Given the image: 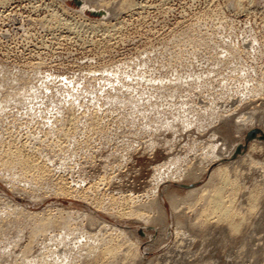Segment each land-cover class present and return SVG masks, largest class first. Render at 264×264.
<instances>
[{"label":"rangeland","instance_id":"rangeland-1","mask_svg":"<svg viewBox=\"0 0 264 264\" xmlns=\"http://www.w3.org/2000/svg\"><path fill=\"white\" fill-rule=\"evenodd\" d=\"M102 3L120 10L103 19L74 0H0V264L263 263L264 0ZM182 107L192 125L174 120ZM243 118L257 122L237 128ZM213 140L245 145L217 162L234 180L237 235L184 199L212 189ZM104 243L116 257L84 251Z\"/></svg>","mask_w":264,"mask_h":264},{"label":"bare ground","instance_id":"bare-ground-1","mask_svg":"<svg viewBox=\"0 0 264 264\" xmlns=\"http://www.w3.org/2000/svg\"><path fill=\"white\" fill-rule=\"evenodd\" d=\"M74 2L78 5V8H80V12H82L83 13V11H86V12H88L89 14H93V15H98L97 17H100V18H103V19H108V18H110V17H114L115 15H116V13H118V11L120 10V9H118V7L117 6H112L110 9H108L107 10V8H104V9H102L101 7H102V2H103V0H74ZM239 2V1H238ZM88 10V11H87ZM9 79H10V77H9ZM185 82V80H181V79H179L178 78V80L176 81V84H177V86H181L183 83ZM256 91H258L256 88L252 91V92H256ZM258 93V92H257ZM11 97H13V96H11ZM15 97H17V98H20V99H24L23 98V96H15ZM22 101V100H21ZM7 102V100L5 99V101L3 102V103H6ZM8 104V103H7ZM154 107V106H153ZM158 107V106H157ZM208 112V110L206 109V113ZM159 115V114H158ZM211 118L215 121V119H217V115H216V113L215 112H211ZM159 117H160V115H159ZM220 119V121H222V119H224V120H226L227 118L229 119L230 117L228 116H226L227 118H223V116H218ZM182 118H184V115H183V107L182 108H179V109H177L176 110V112H175V114H174V120H180L185 126H189V125H192V122L190 121V120H188L187 118H184V119H182ZM251 121H249V119L247 120H245L244 118L242 119V120H240V122H239V124L237 125V128H241V127H244L246 124H255V122H257L256 121V119H250ZM159 121V120H158ZM164 124H166V126H169V127H171V125L173 124H170V123H164ZM164 124H162V125H164ZM197 124V123H196ZM262 124V126H263V129H264V122H262L261 123ZM200 125V124H199ZM165 128V127H164ZM215 133V132H214ZM261 134L262 135H264V133L263 132H261ZM240 135V134H239ZM245 135V134H244ZM243 137V136H242ZM256 139H259V140H262V139H260V137L258 136V137H256ZM210 140H212V138L210 139ZM240 141V140H239ZM262 141H264V140H262ZM215 141L213 140V142H211V144H210V146L208 147V151H207V153L205 154V156L203 157V160H205V161H207V163H206V166H207V168L208 167H210V166H212V165H214V164H217V162H219L221 159H223L224 157H225V155H228V157H230L231 156V159H236L237 160V156L238 155H241L242 154V148L245 146V145H241L240 143L239 144H235V146H234V144L232 145V148H231V146H230V149H225V148H218V145L216 146L215 144H213ZM252 144H257V142L256 143H252ZM263 144V142L261 143V145ZM260 145V144H259ZM256 146V145H255ZM207 147V146H206ZM251 149H253V148H251ZM224 150V151H223ZM228 150V151H227ZM219 151H223V152H219ZM250 154L251 153H249V156H250ZM9 155V154H8ZM23 155V154H22ZM252 155V154H251ZM203 156V155H202ZM246 156H248L247 154H246ZM27 158L28 159H30L29 157H28V155H27ZM252 158V157H251ZM245 159V158H244ZM204 161V162H205ZM228 161V160H227ZM242 161V160H241ZM244 161V160H243ZM216 162V163H215ZM246 162V161H245ZM245 162H244V164H245ZM248 162L250 163V161L248 160ZM255 162V161H254ZM24 163L25 164H28L29 162H28V160L25 158L24 159ZM213 163V164H212ZM241 163V162H240ZM243 163V162H242ZM231 164V163H230ZM236 164V163H235ZM251 164V163H250ZM260 164V163H259ZM258 164V165H259ZM230 166V165H229ZM231 166L233 167V164H231ZM230 166V167H231ZM236 166V165H235ZM237 167V166H236ZM179 168V167H178ZM212 168V167H211ZM235 168V167H234ZM230 169V168H229ZM232 169V171H233V168H231ZM230 169V170H231ZM235 170V169H234ZM180 171H182V170H180ZM239 171V170H238ZM187 172V171H186ZM201 172V171H200ZM242 172V171H241ZM182 173V172H181ZM180 172H179V174H178V172H174L173 173V175H176V176H180V177H182V174H181ZM185 173V172H184ZM233 173V172H232ZM262 174H263V172H261ZM230 173L228 172V165H226V166H218V164H217V167L215 166V168L213 167L212 168V170H210V172H209V185L210 186H212V189H210V191L208 192L209 194L206 196V197H204L203 196V193H206L205 191H206V188L207 187H204L203 189H201L202 191H200V189L199 190H197V189H195V188H193V189H190L189 187L190 186H185V185H181V187H185V188H189L190 190H188V193H186L187 195H186V197L184 198V199H186L187 201L188 200H193L194 198H196V196H197V198L195 199L196 201H199L200 202V200L203 202V203H201L202 204V213H200L201 215L202 214H204V216H206V218L208 219V217L210 218V216H215L214 218H216L218 221H223V222H226V223H228V226L227 227H229V229H230V231L231 232H236V233H234V234H236L237 235V233H238V231H239V229L241 230V226L239 225V224H241L242 225V227H243V225L244 224H242L240 221V223L239 224H235V223H237V222H235L234 220V218H236V216L234 215V207H233V204L229 201V202H226L225 201V198H227L226 197V194H225V188L227 187V186H231V188L234 186V180H232V179H230V177H231V174L229 175ZM162 175V174H161ZM161 175H160V172L158 171V175L156 176V185H155V187L153 188L154 190H153V193H154V197H156L157 196V194L159 193V192H157V189H158V191H159V186H160V183H159V179L161 178ZM193 176V175H192ZM230 176V177H229ZM264 176V175H263ZM196 177V176H195ZM264 178V177H263ZM235 179V182L237 181L236 179V177L234 178ZM174 180V179H173ZM177 180V179H176ZM198 181V180H197ZM216 181H218V185H216V186H213L212 184L215 182L216 183ZM175 182V181H174ZM173 183V182H172ZM238 183V182H237ZM255 187V186H254ZM234 189V188H233ZM256 189V188H255ZM264 189V188H263ZM231 191V190H230ZM233 191V190H232ZM231 191V192H232ZM235 191V190H234ZM260 192V191H259ZM259 192H258V190H255V191H252V193H251V195H250V197L252 198H255L254 199V206H255V208H256V206L258 205L257 203H256V199H257V197H259L258 196V194H259ZM233 193V192H232ZM197 194V195H196ZM153 195V194H152ZM237 195V194H236ZM230 198V197H229ZM250 198V199H251ZM231 199V198H230ZM152 200V199H151ZM169 200L171 201V204H172V206H173V209L174 210H176L177 209V204L180 202L179 200H180V198H177L174 194H171L170 196H169ZM232 200V199H231ZM233 200H234V198H233ZM181 201H184V200H181ZM196 201H194V203H196ZM251 201V200H250ZM249 202V201H248ZM258 202H260V201H258ZM146 203H148V202H146ZM193 203V204H194ZM126 204V203H125ZM192 204V205H193ZM257 204V205H256ZM143 205H146L145 203H143ZM196 205V204H195ZM127 206V205H126ZM254 206H252L251 207V210L253 211L254 210ZM194 207V206H193ZM258 207V206H257ZM150 209L152 208V209H157V210H159L160 211V213L162 214H160V221H162V219L164 218L163 217V212L161 211V206H160V204H159V201L157 200V198L154 200H152L151 202H150V207H149ZM189 208V207H188ZM237 208V207H236ZM129 209V208H128ZM130 209H132V208H130ZM129 209V210H130ZM149 209V210H150ZM191 209V208H190ZM189 209V210H190ZM194 209V208H193ZM192 209V210H193ZM248 209H249V207H248ZM257 209V208H256ZM122 210V209H121ZM125 210V209H124ZM153 210V211H154ZM191 210V211H192ZM196 209H194V211H195ZM17 211V210H16ZM123 211V210H122ZM121 211V212H122ZM128 211V210H127ZM134 211V210H133ZM156 211V210H155ZM180 211V210H179ZM246 211H247V208H246ZM251 211V212H252ZM126 212V211H125ZM129 212V211H128ZM150 212V211H149ZM157 212V211H156ZM254 212V211H253ZM127 213V212H126ZM133 213H135V212H132V214ZM137 213H138V211H137ZM140 213V212H139ZM146 213V212H145ZM198 213V212H197ZM250 213V212H249ZM122 214V213H121ZM127 214H130V213H127ZM150 214V213H149ZM153 214V213H152ZM157 214V213H156ZM199 214V216H201ZM235 214H236V211H235ZM245 214V213H244ZM131 215V214H130ZM136 216H140V219L141 218H143V217H145V215L146 214H144L143 215V210H142V214H135ZM134 215V216H135ZM150 218H151V216H153V215H148ZM196 216V215H195ZM203 216V215H202ZM203 216V217H204ZM235 216V217H234ZM239 216V215H238ZM240 216H241V214H240ZM243 216V215H242ZM92 217V216H91ZM197 217V216H196ZM245 217V216H244ZM212 218V217H211ZM247 218V217H246ZM260 217H258V219H259ZM146 219V223H148L150 220L149 219H147V218H145ZM239 219V218H238ZM261 219V218H260ZM171 220V219H170ZM99 221V220H98ZM243 222L244 221H248V220H242ZM177 222H178V225L179 226H182V222L181 221H179L178 219H177ZM202 222V221H201ZM257 222V221H256ZM52 221H48V222H41V221H39L37 224H36V226L35 227H38L40 230H42V229H44L45 227H48V226H51L52 225ZM104 223V222H103ZM204 223V222H203ZM244 223H246V222H244ZM257 223H259V222H257ZM224 224V223H223ZM253 224V223H252ZM63 225L65 226L64 228H66L67 226H68V222L67 221H64V223H63ZM177 225V226H178ZM251 225V224H250ZM257 225V224H256ZM218 226H219V224H218ZM200 227V226H199ZM182 228V227H181ZM201 229V228H200ZM216 229V228H215ZM178 230H179V228H178ZM124 231V230H123ZM175 231V230H174ZM248 231V230H247ZM250 231V230H249ZM252 231V230H251ZM254 231V230H253ZM111 232H113V231H111ZM119 232H121V231H119ZM173 232V231H172ZM231 232H230V236H231ZM110 233V232H109ZM122 233V232H121ZM179 233H181V231L179 232V231H177L176 230V234H179ZM261 233V232H260ZM187 234V233H186ZM242 234V233H241ZM246 234H248V232H246ZM92 236V235H91ZM90 236V237H91ZM124 236V235H123ZM184 236V235H183ZM186 236V235H185ZM261 236V235H260ZM167 237V236H166ZM210 237V236H209ZM96 238L97 237H94V239H93V241L94 242H96ZM208 238V237H207ZM257 238H258V236H257ZM264 238V237H263ZM92 239V238H91ZM98 239V238H97ZM100 239V238H99ZM114 239V238H113ZM112 239V240H113ZM120 239V238H119ZM207 240V239H206ZM254 240V239H253ZM87 241V240H86ZM101 241H102V239H101ZM245 241V240H244ZM248 241V240H247ZM204 242V241H203ZM86 243V242H85ZM88 243H89V241H88ZM97 243V242H96ZM109 243V242H108ZM107 243V244H108ZM110 243H112V242H110ZM126 243V242H125ZM124 243V244H125ZM138 243V242H137ZM250 243V242H249ZM87 244V243H86ZM92 244V243H91ZM90 243H89V245H91ZM105 244V243H104ZM104 244H102V246H105V247H103L102 248V246H101V248H100V250L97 248V247H99V246H97V247H95V246H91V247H88V248H86V250H84L85 251V253L87 254V255H92V254H98V253H100L101 254V256L103 255V256H105V255H107V254H110V255H112V257L114 256V257H116V255L118 254V252L117 251H119L118 250V247H115V246H117V245H113L114 247H108V245H107V247H106V244L104 245ZM127 244V243H126ZM83 245V244H82ZM88 245V244H87ZM85 247H86V245H85ZM248 250V249H247ZM243 251V250H242ZM134 253H130V254H133V256H131V257H133V260H135V256H136V252L135 251H133ZM117 253V254H116ZM138 253V252H137ZM244 253V252H243ZM129 255V254H128ZM262 255V254H261ZM63 256V255H62ZM81 256V255H80ZM108 256V255H107ZM96 257V256H95ZM262 257V256H261ZM252 258V257H251ZM250 258V259H251ZM63 259H65V257H63ZM103 259V258H102ZM248 259V258H247ZM182 260V259H181ZM60 261V260H59ZM67 261V260H66ZM236 261H237V259H236ZM257 261H259V258H258V260ZM32 262V261H31ZM244 262V261H243ZM33 264H34V262H32ZM57 263V262H56ZM61 263L63 264V262L61 261ZM105 263V262H104ZM108 263V262H107ZM24 264V263H23ZM26 264H28V263H26ZM29 264H31V263H29ZM116 264V263H115ZM211 264V263H210ZM260 264H264V261H263V263H260Z\"/></svg>","mask_w":264,"mask_h":264},{"label":"water","instance_id":"water-1","mask_svg":"<svg viewBox=\"0 0 264 264\" xmlns=\"http://www.w3.org/2000/svg\"><path fill=\"white\" fill-rule=\"evenodd\" d=\"M77 5V4H76ZM78 6V5H77ZM93 15V14H92ZM96 16V15H94ZM98 16V15H97ZM256 137V131H252L249 133L248 138H255ZM260 139L264 140V135L261 134Z\"/></svg>","mask_w":264,"mask_h":264}]
</instances>
